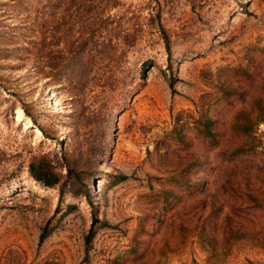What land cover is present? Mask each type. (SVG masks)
<instances>
[{"label":"rangeland","instance_id":"rangeland-1","mask_svg":"<svg viewBox=\"0 0 264 264\" xmlns=\"http://www.w3.org/2000/svg\"><path fill=\"white\" fill-rule=\"evenodd\" d=\"M226 89L246 97L232 109ZM258 100L264 0H0V264H264ZM198 111L215 119L217 149L173 144L176 124L194 138ZM242 111L251 135L233 126ZM241 144L245 162L222 159Z\"/></svg>","mask_w":264,"mask_h":264},{"label":"trees","instance_id":"trees-1","mask_svg":"<svg viewBox=\"0 0 264 264\" xmlns=\"http://www.w3.org/2000/svg\"><path fill=\"white\" fill-rule=\"evenodd\" d=\"M39 1H43V0H39ZM46 1H48V3L51 4V7H56V0H46ZM84 11L90 12V9L85 8ZM163 38H164L165 47L169 53V51H170L169 39L166 35H164ZM99 47H100V49H96V48L93 49V50H95V54L96 55L97 54L98 55L104 54L105 50H106L105 46L102 45V47L101 46H99ZM83 51H84V46L81 45L77 49L78 63H77L76 68H75V71L77 73H79L80 70L82 69L81 54ZM88 54H90V52ZM99 64H101V61L96 62L95 65L97 66ZM103 64H104V66H103L104 69L110 66L109 69L111 70L113 65L116 64V59L115 58H108V61L103 62ZM147 66H148L147 63H145V62H143L141 64L140 76L143 79L146 76ZM97 70H98V72L99 71L102 72L99 69H97ZM244 76H245L244 78L247 79V81H249V82L252 79V75H250L249 73L244 72ZM170 85L173 86L172 82L170 83ZM226 92L227 93H225V95H224L226 104L232 105L234 103L232 106V109H233L234 105L236 104V102L238 101L237 100L235 102L236 97H238V99L246 97L245 93L237 92L235 90L226 89ZM194 106L196 107V109H194V110H196V111H197V109L200 110L197 103L194 102ZM255 106H256L259 113H261L264 110L262 101H260V100L256 101ZM246 112L247 111H242V113H240L239 118H240L241 122L239 123L236 121L237 122L236 125H233V126L235 127L237 132H239L243 135H251L252 130H253L252 128H253V125L255 123L252 124V121ZM198 115H199V117H198V120L196 121L197 131L195 133L194 138L193 139H187V140H186V138H183L184 133H183V135H181L180 132L176 131V127H177V124H176V125H174L175 127L172 129V135L173 136L171 135V137H170V138H172V140H174L173 144L181 145L184 150L189 149L193 143L200 145L201 148L206 150V151H209L212 149H217V147L219 146V129H218V127L215 126V124L213 125V123L216 122L215 119H212L211 117H209L208 114H206V112L200 113V111H198ZM258 119H260V118H258ZM181 126L182 125H180V127ZM39 129L41 131H43V128H39ZM248 150L249 149H246L244 147V145L241 144L239 146H236L235 149H233L229 152H226L225 150H221L220 156L222 157V159L227 160L229 162H232L233 166L237 167L239 163L245 162L246 159L248 158V154H249ZM203 163H204V160H201V158L196 157V160L190 162L187 166L189 167V169H193V168H196V169L199 168L200 169L202 167ZM69 170H70V168H69ZM29 171H30L31 175L34 177V179L40 181L42 184L49 186V187L56 185L60 181L59 175H57V176L55 175V178H52V175L48 172V169H46V167H44L42 165L35 167V165L33 163H31ZM124 177L125 176H122L119 179H124ZM63 185H65V184L63 183ZM63 187L64 186H62L60 189L61 192H63ZM188 187L191 188L190 186H188ZM179 190L182 191L185 189L179 187ZM233 191H235L234 188H233ZM169 193L172 194L174 197L176 196L173 194V192H169ZM169 193L162 194V196H163L162 201H164V202L168 201ZM83 195H84V197H88V190L86 192H84ZM252 200H255L257 202V203L255 202L254 204L261 206L262 202L258 201L257 198H254ZM94 236H95V230L91 227L89 229L87 235L85 236V239H84V244H85L86 250L90 247V243H91ZM41 238H43V236H41ZM140 244H141V242L139 241L138 237L136 236L131 241L129 249L127 250V254L133 255L132 259L135 262L138 259H141L142 252L139 250ZM165 248H168L167 244H165ZM128 260H129V258H126V257L123 258L122 256H115V257L107 258V259L103 260V262H101L100 264H126V261H128Z\"/></svg>","mask_w":264,"mask_h":264}]
</instances>
